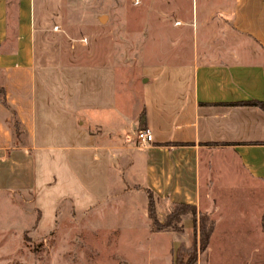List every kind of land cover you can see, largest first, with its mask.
<instances>
[{
    "label": "crops",
    "instance_id": "obj_1",
    "mask_svg": "<svg viewBox=\"0 0 264 264\" xmlns=\"http://www.w3.org/2000/svg\"><path fill=\"white\" fill-rule=\"evenodd\" d=\"M61 1L59 7L53 0H0V188L14 185L15 171L29 173L22 189L46 185L37 180L43 168L58 186L56 170L73 177L92 155L104 192L87 209L116 196L148 199L150 191L168 209L188 204L219 214L217 188L232 179L259 185L263 194L264 110L232 104L264 102V0H191V18L174 22L182 29L177 62L145 79L124 132L108 121L120 111L114 52L90 91L82 85L73 95L71 86L49 82L59 70L45 44L56 37L54 28L67 26ZM164 3L163 13L185 10L176 0ZM142 114L154 137L145 148L137 143ZM14 116L23 128L18 136ZM187 218L185 225L193 223Z\"/></svg>",
    "mask_w": 264,
    "mask_h": 264
},
{
    "label": "rangeland",
    "instance_id": "obj_2",
    "mask_svg": "<svg viewBox=\"0 0 264 264\" xmlns=\"http://www.w3.org/2000/svg\"><path fill=\"white\" fill-rule=\"evenodd\" d=\"M164 1L65 0L66 8L58 14L63 13L67 26L64 31L54 28L56 37L45 44L55 54L48 61L59 70L50 74L49 82L71 86L73 95L82 85L90 91L98 84L96 70L107 66L114 52V93L120 111L108 121L110 127L128 131L145 79L177 62L182 29L174 22L192 16L191 0H176L185 10L174 14L162 12ZM61 2L53 0L55 6ZM83 164L77 166L82 183L73 181L77 175L56 170L61 182L55 186L56 180L45 178L50 170L43 168L37 180L46 185L22 189L19 183H29V173L15 171L14 185L0 188V264H176L179 249L190 250L193 223L185 225V217L183 232L155 231L146 195L116 196L87 209L104 188L97 184L93 156ZM257 186L232 179L217 188L222 210L210 214L216 228L197 264H264V192ZM110 189L119 191L116 186ZM257 204L259 214H248ZM167 211L166 203L157 205L162 224Z\"/></svg>",
    "mask_w": 264,
    "mask_h": 264
},
{
    "label": "trees",
    "instance_id": "obj_3",
    "mask_svg": "<svg viewBox=\"0 0 264 264\" xmlns=\"http://www.w3.org/2000/svg\"><path fill=\"white\" fill-rule=\"evenodd\" d=\"M5 103V100H2ZM232 106H251L258 107L264 110V102H241L232 104ZM142 129H145L144 115L141 117ZM13 130L16 136L23 133L21 122L14 116ZM157 202L154 194L148 192V216L152 221V226L155 231L163 232L172 230L174 232H183V220L189 217L194 225V241L193 245L187 252L183 248L179 249L176 257V264H197L199 253H204L209 248L211 238L216 228V221H214L207 212H199L195 206L188 204H175L171 206L165 216V223H161L157 216ZM262 229L264 230V216L262 217Z\"/></svg>",
    "mask_w": 264,
    "mask_h": 264
},
{
    "label": "built area",
    "instance_id": "obj_4",
    "mask_svg": "<svg viewBox=\"0 0 264 264\" xmlns=\"http://www.w3.org/2000/svg\"><path fill=\"white\" fill-rule=\"evenodd\" d=\"M154 142V137L151 131L147 128L138 131L137 143L140 147H147Z\"/></svg>",
    "mask_w": 264,
    "mask_h": 264
}]
</instances>
